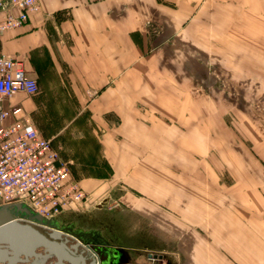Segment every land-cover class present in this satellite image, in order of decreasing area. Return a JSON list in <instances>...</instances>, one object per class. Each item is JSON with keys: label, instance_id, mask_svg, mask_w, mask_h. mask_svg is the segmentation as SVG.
<instances>
[{"label": "rangeland", "instance_id": "obj_1", "mask_svg": "<svg viewBox=\"0 0 264 264\" xmlns=\"http://www.w3.org/2000/svg\"><path fill=\"white\" fill-rule=\"evenodd\" d=\"M218 2L209 1L205 31L192 37L149 33L148 51L172 94L159 113L140 105L141 127L129 132L144 141L161 121L155 143H130L140 154L135 167L154 174L132 177L141 189L119 177L95 207L86 191L84 210L62 214L101 228L128 253L145 246L181 264H264V26L249 22L248 8L243 19L233 6L240 0H227L226 9ZM159 154L164 159H147Z\"/></svg>", "mask_w": 264, "mask_h": 264}, {"label": "crops", "instance_id": "obj_2", "mask_svg": "<svg viewBox=\"0 0 264 264\" xmlns=\"http://www.w3.org/2000/svg\"><path fill=\"white\" fill-rule=\"evenodd\" d=\"M209 1L40 0L42 10L31 14L23 28L0 35V54L22 61L39 87L35 95L19 93L9 105L22 107L70 163L73 178L90 194L94 207L119 177L130 176L129 187L141 189L132 177L154 174L149 165L135 167L140 154L130 143H155L163 129L161 121L151 126L153 133L144 141L129 132L141 127L140 105L159 113L172 94L163 66L148 51L149 33L165 30L177 40L179 33L188 38L194 31H205ZM226 1L219 0L217 7L226 9ZM233 6L241 7L244 20L248 8V21L264 26V0H240ZM160 154L147 159H164ZM135 200L133 195L124 197L131 205ZM87 205L86 201L81 210ZM68 244L72 247L74 242ZM132 251L145 253L146 258L141 261ZM129 253L133 263H147L152 256L181 264L164 250L139 246ZM80 254L85 264H91L90 254L79 248Z\"/></svg>", "mask_w": 264, "mask_h": 264}, {"label": "built area", "instance_id": "obj_3", "mask_svg": "<svg viewBox=\"0 0 264 264\" xmlns=\"http://www.w3.org/2000/svg\"><path fill=\"white\" fill-rule=\"evenodd\" d=\"M42 10L40 0H0V35L23 28L31 14ZM37 81L24 63L0 54V206L20 201L46 218L80 208L88 199L65 161L44 138L20 106L9 102L19 93L35 95ZM169 264L163 257L147 263Z\"/></svg>", "mask_w": 264, "mask_h": 264}, {"label": "water", "instance_id": "obj_4", "mask_svg": "<svg viewBox=\"0 0 264 264\" xmlns=\"http://www.w3.org/2000/svg\"><path fill=\"white\" fill-rule=\"evenodd\" d=\"M74 222L68 214L43 217L20 201L1 205L0 264H85L83 254L77 255L84 245L91 253V264L133 263L129 248L109 241L101 228H82ZM68 235L70 239H64ZM69 241L74 242L72 247Z\"/></svg>", "mask_w": 264, "mask_h": 264}, {"label": "bare ground", "instance_id": "obj_5", "mask_svg": "<svg viewBox=\"0 0 264 264\" xmlns=\"http://www.w3.org/2000/svg\"><path fill=\"white\" fill-rule=\"evenodd\" d=\"M67 239V240H69L70 239V236L68 235V236H64V239ZM82 249H84L85 251H86V253H88V254H90L91 255V253L89 252V250H88V248H87V246L86 245H84L83 247H82Z\"/></svg>", "mask_w": 264, "mask_h": 264}, {"label": "flooded vegetation", "instance_id": "obj_6", "mask_svg": "<svg viewBox=\"0 0 264 264\" xmlns=\"http://www.w3.org/2000/svg\"><path fill=\"white\" fill-rule=\"evenodd\" d=\"M62 224H64V226H66L68 223L63 221Z\"/></svg>", "mask_w": 264, "mask_h": 264}]
</instances>
